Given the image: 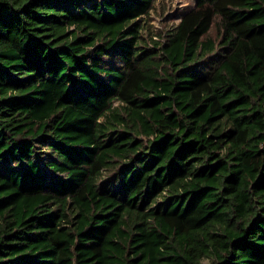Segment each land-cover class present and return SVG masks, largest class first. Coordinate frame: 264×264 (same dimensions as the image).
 Masks as SVG:
<instances>
[{"label": "trees", "instance_id": "1", "mask_svg": "<svg viewBox=\"0 0 264 264\" xmlns=\"http://www.w3.org/2000/svg\"><path fill=\"white\" fill-rule=\"evenodd\" d=\"M155 1L0 0V264H264V0Z\"/></svg>", "mask_w": 264, "mask_h": 264}, {"label": "rangeland", "instance_id": "2", "mask_svg": "<svg viewBox=\"0 0 264 264\" xmlns=\"http://www.w3.org/2000/svg\"><path fill=\"white\" fill-rule=\"evenodd\" d=\"M195 0H156L147 20V30L144 32L146 38H157L162 35L172 25H175L183 12L192 7ZM215 27L209 32V36L214 38ZM207 264V261L203 262Z\"/></svg>", "mask_w": 264, "mask_h": 264}]
</instances>
